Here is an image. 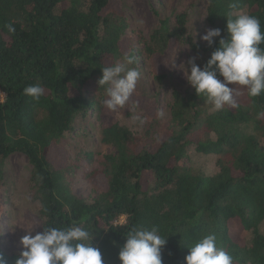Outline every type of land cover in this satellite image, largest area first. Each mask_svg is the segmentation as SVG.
<instances>
[{"label":"trees","instance_id":"trees-1","mask_svg":"<svg viewBox=\"0 0 264 264\" xmlns=\"http://www.w3.org/2000/svg\"><path fill=\"white\" fill-rule=\"evenodd\" d=\"M119 1L0 0V91L6 94L0 102V187L6 160L26 156L41 232L45 227L87 228L104 264H121L119 252L133 226H156L168 239L163 264H185L190 246L209 234L234 264H264V94L250 97L240 89L236 108L212 111L190 84L174 90L170 118L154 147L149 139L156 102L147 107L151 123L143 135L114 118L104 119L105 88L98 84L102 68L125 55L135 58V47L124 48L128 23ZM230 12L257 17L264 31V0H208L207 23L221 29L223 38ZM188 17L184 11L161 20L149 37H139L137 47L157 64L168 61L174 47L190 44L202 49L203 68L220 38L213 47L195 45L188 37ZM135 65L136 59L129 67ZM166 77L154 73L157 83ZM37 83L45 89L38 100L23 94ZM91 112L101 123L103 142L115 152L93 156L98 167L86 179H101L104 189L99 191L97 183L95 197L85 200L73 192V167L60 166L54 152ZM192 147L205 156H220L218 172L182 168ZM122 217L125 222L118 224ZM241 232L251 238L241 242ZM0 256L15 264L19 254L0 247Z\"/></svg>","mask_w":264,"mask_h":264},{"label":"rangeland","instance_id":"rangeland-1","mask_svg":"<svg viewBox=\"0 0 264 264\" xmlns=\"http://www.w3.org/2000/svg\"><path fill=\"white\" fill-rule=\"evenodd\" d=\"M118 6L128 23L126 35L129 42L124 45L125 51L128 52L130 44L135 47V67L142 76L129 105L115 112L106 110L104 119L114 118L136 135H143L151 123L146 114L147 107L156 102L157 113L162 111L164 115L163 117H158L157 113L155 115V128L149 139L150 147H154L162 134L163 126L170 118L173 91L183 90L189 86L179 65L184 64L188 67L187 62L192 57H196V63L200 65L203 51L183 43L174 47L168 61L161 60L153 64L137 47L136 42L141 36L149 37L159 27L161 20L187 11L188 37L195 45L206 46L207 42L202 40V36L206 34V29L211 28L206 20L208 0H120ZM155 71L167 73L163 82L157 83L154 80ZM4 99L5 96L0 97V102ZM131 105L137 106L132 112L129 111ZM134 115L146 118L145 123L140 125L134 121L132 119ZM114 152L112 146L103 142L101 123L91 112L73 132L67 134L63 145L54 152V156L60 162V166L73 167L69 180L72 182L74 194L85 200H92L96 195L93 193V186L96 187L98 183V190L104 189V182L101 179L96 178L92 182L86 179L87 174L98 167V161L93 156ZM219 157L199 154L192 147L188 149L181 167L195 173L214 175L218 172ZM31 173L32 166L28 158L22 154H14L5 162L4 184L0 187V247L6 253L20 254L23 250L20 245L21 237L28 232H32L33 235L41 232L42 223L38 216V206L32 199ZM122 220L124 223L125 217H122L118 224H123ZM262 231L264 232V225ZM250 238V234L246 232H241L238 236L241 242Z\"/></svg>","mask_w":264,"mask_h":264},{"label":"clouds","instance_id":"clouds-1","mask_svg":"<svg viewBox=\"0 0 264 264\" xmlns=\"http://www.w3.org/2000/svg\"><path fill=\"white\" fill-rule=\"evenodd\" d=\"M8 28L14 31L11 25ZM227 32L228 37L223 38L221 29H206L202 40L209 47L220 39L219 46L203 68L196 63V57L188 60V67L179 65L188 83L198 96L206 98L212 111H222L226 106L236 108L240 89H245L250 97L264 94V47H261L264 31L260 20L252 15L230 12ZM134 63L133 56L125 55L111 66L102 68L98 84L105 88L101 103L106 109L115 112L129 105L142 76L137 68L129 67ZM23 94L38 100L45 94V89L38 83L32 84L24 88ZM5 95L0 92V97ZM136 107L131 105L129 111ZM157 115L163 117L164 113L160 111ZM132 119L140 125L146 121L140 115H134ZM93 238L92 232L79 225L45 227L35 235L28 232L20 239L23 250L15 264H104L100 250L92 246ZM167 243L168 239L159 234L156 226H133L119 252V260L121 264H163L162 249ZM0 264H6L3 256H0ZM185 264H234V261L229 252L217 246V237L209 234L190 246Z\"/></svg>","mask_w":264,"mask_h":264}]
</instances>
